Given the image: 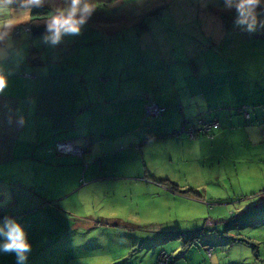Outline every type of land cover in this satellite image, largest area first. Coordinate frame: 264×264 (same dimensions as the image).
<instances>
[{"label": "rangeland", "instance_id": "374dc122", "mask_svg": "<svg viewBox=\"0 0 264 264\" xmlns=\"http://www.w3.org/2000/svg\"><path fill=\"white\" fill-rule=\"evenodd\" d=\"M222 3L104 0L95 3L81 34L65 37L56 48L43 44V34L25 38L22 33L15 38L30 45L29 62L62 66L65 79L88 80L93 91L106 82L136 78L137 73L147 82L156 71L160 81L167 82V73L174 75V66L184 63L180 57H195L205 47L221 51L231 66L243 70L242 79L250 78L239 89L253 97L246 106L251 116L239 122L237 132L217 143L205 141L184 149L145 145L131 155L142 166L143 157L165 160L164 174L159 172L186 185L178 187L180 192L170 197L130 179L107 182L114 195L106 202L97 200V211L109 204L112 216L136 224L133 231L96 226L90 232L75 230L72 238L65 232L70 239L52 256L58 264H150L163 250L171 254L170 264H264V30L250 34L234 27V13L223 11ZM186 80L190 86L194 77ZM177 82L185 80L177 77ZM82 121L77 122L81 128ZM171 132L166 136L172 137ZM127 173L134 170L129 168ZM94 187L91 191L105 190L103 184ZM148 233L150 239H139Z\"/></svg>", "mask_w": 264, "mask_h": 264}, {"label": "crops", "instance_id": "0c3cea01", "mask_svg": "<svg viewBox=\"0 0 264 264\" xmlns=\"http://www.w3.org/2000/svg\"><path fill=\"white\" fill-rule=\"evenodd\" d=\"M17 45L27 49V57L9 77L5 93L0 96V208L26 230L32 245L27 264H58L52 256L64 240L70 239L65 232H70L72 238L75 230L90 232L96 226L133 231L136 224L115 213L112 216L109 204L104 203L97 211V200L106 202L114 195L106 187L107 182L130 179L170 197L186 185H178L169 173L160 174H164L161 168L165 160L143 157L142 166L131 155L145 145L170 144L184 149L205 141L217 143L240 130L239 122L245 113L235 112L233 107L253 102L250 93L239 89L250 78L242 79L243 70L231 66L229 59L213 48L205 47L195 57H180L184 63L174 66V75L167 73V82H161L156 71L147 82L137 73L136 78L106 82L93 91L88 80L65 79L62 66L29 62L30 45ZM189 76L194 77L190 86L186 80ZM177 77L185 82H177ZM149 102L166 110L157 116H146L143 108ZM202 115L219 121L214 139L166 136L182 121ZM21 116L23 125L18 123ZM80 120L83 128L77 123ZM84 138L89 139L90 146L81 159L52 149L57 140ZM121 144L124 148H120ZM129 168L134 174L127 173ZM101 184L103 192L91 191ZM150 237L148 233L139 239L146 241ZM0 264H16V258L0 254Z\"/></svg>", "mask_w": 264, "mask_h": 264}, {"label": "clouds", "instance_id": "9594fccd", "mask_svg": "<svg viewBox=\"0 0 264 264\" xmlns=\"http://www.w3.org/2000/svg\"><path fill=\"white\" fill-rule=\"evenodd\" d=\"M44 3L45 0H0V96L5 93L9 77L20 68L27 57V49L17 46L14 29L31 21L33 11L42 8ZM95 8L92 0H66L65 7H56L47 14L44 20L43 44L56 48L65 37L79 36ZM222 10L234 13L233 25L242 31L251 34L264 30V0H223ZM22 36L26 38L27 35ZM18 123L24 124L22 116ZM62 140L74 142L72 139ZM31 251L32 245L25 228L16 218L4 216L0 220V254L14 255L16 264H27Z\"/></svg>", "mask_w": 264, "mask_h": 264}, {"label": "built area", "instance_id": "2783aa9c", "mask_svg": "<svg viewBox=\"0 0 264 264\" xmlns=\"http://www.w3.org/2000/svg\"><path fill=\"white\" fill-rule=\"evenodd\" d=\"M25 31H29L30 27L28 24H24L23 28ZM166 110L164 106L158 105L154 102H149L144 105V114L146 116H157ZM245 116L248 115L245 113ZM219 127L217 119H202L201 117L184 120L181 122L178 128L171 132L172 136L185 135L189 139H195L198 135H205L207 138L212 139L214 137V130ZM89 147L88 139H83L82 143L76 144L71 140H60L54 144L53 150L58 154H70L82 157L86 152L85 150ZM86 166V164L84 163ZM3 208H0V220L3 215ZM169 255L165 251H161L156 259L155 264H168Z\"/></svg>", "mask_w": 264, "mask_h": 264}, {"label": "trees", "instance_id": "16d2710c", "mask_svg": "<svg viewBox=\"0 0 264 264\" xmlns=\"http://www.w3.org/2000/svg\"><path fill=\"white\" fill-rule=\"evenodd\" d=\"M92 2L95 4V3L104 2V0H92ZM65 6H66V0H45V3H44V5H43L42 8L35 9L33 11V18H32V20L29 21V22H27V23H24V24H28L29 25V27H30L29 31H25V30L21 29V28H23V25L24 24H20V25H18L16 27V29H14V32H15L16 37H20V35L23 32L27 33L26 35L27 36L29 35L31 37L32 36H39V35L44 34L45 33L44 20H45L47 14L51 13L56 7H65ZM13 7H15V5H13ZM242 110H246V107L245 106H242V107H240V108L237 109V111H241V112H242ZM243 113H246L248 115V117L245 116V118L246 119H249V114L246 111H244ZM198 117H200V116H197L195 118H198ZM202 119L209 120V119H216V118L209 117V118H202ZM218 128H220V123H219V127ZM217 129H215L214 132H213L214 133V137H215V132H216ZM198 136H204V137H206L205 135H198ZM214 137L212 139H214ZM212 139H210V140H212ZM3 212H4V210H3ZM4 216H5V213H3V215L1 216V220H2V218ZM168 255H169V263L168 264H170V260H171L172 256H171V254H168ZM157 256H156V259H157ZM156 259H155V261H154L153 264L156 263Z\"/></svg>", "mask_w": 264, "mask_h": 264}, {"label": "bare ground", "instance_id": "6f19581e", "mask_svg": "<svg viewBox=\"0 0 264 264\" xmlns=\"http://www.w3.org/2000/svg\"><path fill=\"white\" fill-rule=\"evenodd\" d=\"M86 151V150H85Z\"/></svg>", "mask_w": 264, "mask_h": 264}]
</instances>
